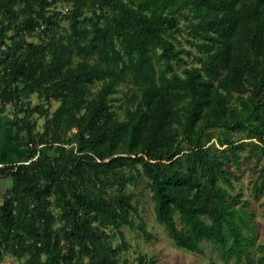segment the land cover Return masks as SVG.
Returning <instances> with one entry per match:
<instances>
[{
	"label": "trees",
	"instance_id": "16d2710c",
	"mask_svg": "<svg viewBox=\"0 0 264 264\" xmlns=\"http://www.w3.org/2000/svg\"><path fill=\"white\" fill-rule=\"evenodd\" d=\"M60 3L72 6L71 33L57 37L53 29L60 13L50 14ZM188 10L199 19L193 30L204 40L198 45L204 57L200 67L180 73L179 18ZM88 11L93 16L82 21ZM22 14L27 17L19 24L22 31L44 28V35L52 33L49 49L24 37L17 42L16 48L32 59L7 56L0 97L5 103L35 94L48 102L62 100L51 137L44 133L34 142L56 146L59 156L38 148V154L28 152L29 163L0 167V180L12 181L0 203V262L12 255L27 258L25 264H61L51 243L52 195L70 223L67 238L84 250L99 241L94 222L133 228L131 197L104 200L84 186L88 170L125 182L124 169L132 163L151 181L157 220L179 248L203 253L201 245L208 242L223 262L242 264L255 245L250 202L233 196L220 182L233 189L232 179L240 180L228 165L239 167L240 152L247 147L246 160L256 151L264 156V0H0V25L3 19L16 22ZM86 22L91 29L83 28ZM10 28L0 31V50ZM14 50L8 48V53ZM74 54L99 62L66 68ZM126 75L143 87L137 98L141 103L135 111L127 109L126 121H119L111 102ZM95 82L102 86L88 103L87 87ZM234 94L239 106L231 107ZM35 114L47 113L37 105L26 111V119ZM73 128L77 133L66 141L63 136ZM213 129L221 131L218 140L225 148L219 153L208 146ZM234 134L259 144L233 141ZM14 142L18 149L31 144L18 137ZM66 142H77L79 150L67 149ZM260 176L264 178V166ZM99 264L118 263L104 257ZM137 264L157 261L140 255ZM257 264H264V256Z\"/></svg>",
	"mask_w": 264,
	"mask_h": 264
},
{
	"label": "rangeland",
	"instance_id": "374dc122",
	"mask_svg": "<svg viewBox=\"0 0 264 264\" xmlns=\"http://www.w3.org/2000/svg\"><path fill=\"white\" fill-rule=\"evenodd\" d=\"M18 9L22 10V7H18ZM71 10L72 6L65 3H60L52 8L50 16L60 13L58 17L56 16L58 27L53 29L55 36H67L71 33L69 18ZM91 16H93V12L88 11L82 17V21L88 20ZM26 18V15L22 14L16 22H10L7 19L2 20L0 31L2 29L6 30L9 26L11 28L6 32L8 38L2 50H0V71L3 69V61L9 55L20 61H24L25 58L32 59L26 50L16 48L17 42L21 41L23 37L28 43L43 44L49 49L50 35L52 33L44 35L42 32L44 28L32 34L22 31L19 24L23 23ZM198 23L199 19L195 18L193 12L189 10L185 11L184 16L179 18L182 33L178 35V38L182 43L180 48L183 51L181 66L177 68V71L180 73L184 69L201 66L199 58L204 56H202L203 54L198 45L203 44L204 40L199 39L193 30ZM83 28L91 29V23H84ZM11 47H15V50L9 54L8 48L11 49ZM47 59H50L48 52ZM84 61L95 64L99 62V59L85 58L79 54H74L71 56V63L66 68L75 69L79 63ZM157 78H159V74H157ZM101 86L102 82L88 85L86 94L88 103L96 98ZM116 88L117 92L112 96L111 113L119 121H126L127 109L135 111L138 104L141 103V100L137 98L143 87L136 82L134 77L126 75L124 80L116 85ZM134 99L137 102L134 103ZM237 99L238 95L234 94L230 100L231 107L239 106ZM37 105H42L47 114H35L33 117L26 119V111ZM61 105L62 100L48 102L44 97L35 94L21 99L14 107H7L5 113L0 114V154L5 155L6 151L13 152V150L18 149L14 142V137H18L23 143L31 142V144H29L28 148L18 149V151H21L19 153H21L20 155L23 156V159L7 158V161L0 160V165L29 163L28 152H36L38 148L46 151L51 156L58 157L59 154L56 152V146L51 147L50 144L39 146L34 142L44 135V133H49L51 137L52 131L56 129L54 115ZM84 112L85 110H83ZM33 125L32 131H23V129H27ZM59 131H62V129ZM77 131L76 128H73L63 138L68 141ZM220 136H222L221 131L218 129L211 130L207 136L208 146L212 147L215 153H219L225 148L219 144L218 139ZM243 138L242 134L232 135L233 141L259 144V141L256 139L242 140ZM65 146L69 150L74 149L75 152L79 150L77 142H66ZM19 153L17 152V154ZM249 154V147H247L246 150L240 152L241 165L239 167L232 163L228 165V169L240 178L238 181L234 178L232 179L233 189L224 182H220V185L231 192L233 196L241 195L244 201L250 202L247 210L252 214V223L256 226L253 234L255 245L250 247L248 251L249 256L247 258L243 257L242 264H257V259L264 256V178L260 176L261 169L264 166V156H260V152L256 151L249 160H246L245 157L249 156ZM259 156L260 158L258 159ZM124 170L127 176L125 182L122 181L121 183L116 180L113 174H109L108 176L98 175L92 170H88L86 173L84 186L89 191H92L94 195H98L104 200H111L120 196L131 197L133 209L130 219L134 225L133 228L125 225L115 227L113 225L102 226L99 222H94L93 228L96 230L99 241L89 242L87 250H84V245L74 243L72 239L69 240L67 238L65 229H70V223L65 220L62 210L57 206L56 196H51L49 210L55 217V221L50 228L52 235L51 243L56 254L61 257V264H99V261L104 257L115 259L118 264H137L140 255H146L148 259H154L157 261V264H236V260L230 263L223 262L217 248L208 242H204L201 245L203 253H192L179 248L169 238L165 227L157 220L155 202L151 191V181L142 172L140 165L129 163ZM11 187L12 181L10 179L0 180V203L4 202V197ZM176 220L181 228L182 224L178 214ZM147 233L151 234L153 238L148 239ZM48 255H44L43 259H46ZM26 260L27 258L18 259L12 255H6L0 264H25Z\"/></svg>",
	"mask_w": 264,
	"mask_h": 264
},
{
	"label": "crops",
	"instance_id": "0c3cea01",
	"mask_svg": "<svg viewBox=\"0 0 264 264\" xmlns=\"http://www.w3.org/2000/svg\"><path fill=\"white\" fill-rule=\"evenodd\" d=\"M20 151V150H19ZM19 151H18V149L17 150H13V152H11V151H9V152H7L6 151V153H5V155H1L0 154V160L2 161V160H8V159H17V160H21V159H23V156L22 155H20L21 153H19ZM17 152L19 153V154H17ZM21 152V151H20ZM18 155V156H17ZM8 158V159H7ZM19 162H22V161H19Z\"/></svg>",
	"mask_w": 264,
	"mask_h": 264
},
{
	"label": "built area",
	"instance_id": "2783aa9c",
	"mask_svg": "<svg viewBox=\"0 0 264 264\" xmlns=\"http://www.w3.org/2000/svg\"><path fill=\"white\" fill-rule=\"evenodd\" d=\"M16 103L15 102H9V103H5L2 101V98L0 97V109H4V108H7V107H14ZM2 165H0L1 167Z\"/></svg>",
	"mask_w": 264,
	"mask_h": 264
}]
</instances>
